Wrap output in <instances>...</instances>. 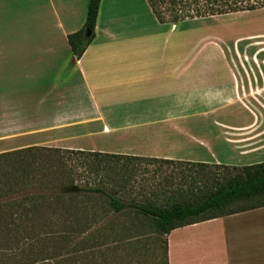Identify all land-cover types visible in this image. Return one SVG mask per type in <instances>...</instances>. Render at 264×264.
Listing matches in <instances>:
<instances>
[{
    "label": "crops",
    "instance_id": "crops-1",
    "mask_svg": "<svg viewBox=\"0 0 264 264\" xmlns=\"http://www.w3.org/2000/svg\"><path fill=\"white\" fill-rule=\"evenodd\" d=\"M102 1L75 58L67 37L84 28L89 0H0V155L38 147L262 163L264 102L247 104L240 92L263 97L264 77L255 88L235 74L224 87L221 37L160 23L146 0ZM255 43L254 54H264ZM230 55L240 72V54ZM166 240L168 264H264V206L174 229Z\"/></svg>",
    "mask_w": 264,
    "mask_h": 264
},
{
    "label": "rangeland",
    "instance_id": "rangeland-1",
    "mask_svg": "<svg viewBox=\"0 0 264 264\" xmlns=\"http://www.w3.org/2000/svg\"><path fill=\"white\" fill-rule=\"evenodd\" d=\"M108 1H102L104 8L108 7ZM155 1L157 9L163 10L159 1ZM167 15L164 14L163 16L167 17ZM184 23L186 26L195 29L196 33L200 32L201 35L206 34L207 37L218 36L222 38V55L226 60L221 65V82L224 87L231 85V78L235 74L238 76L240 86H243V81L247 83L248 79L255 88L262 85L264 63L261 64L259 61L263 59L264 54L260 51L254 54L255 48L253 46L256 45L254 42L264 44V8L207 18L186 19ZM182 26L184 25L177 28V32L183 28ZM237 51L241 56L237 62L240 72H236L233 64L230 63V54L232 52L237 54ZM216 54L219 53L208 50V55L215 56ZM252 57L257 60L255 64L252 62ZM240 93L242 94V101L247 104L252 101L255 103L264 102L262 95L249 94L245 97L243 90ZM40 153L43 152L16 153L13 157L0 161V264H24L31 259L39 261L50 256L56 257L50 259L49 264H56V262L57 264H158V259L163 250L161 241L166 237L155 232L152 221L137 219L131 212H125L117 218L101 219L98 217L95 223L91 224L87 232L82 235L97 236L98 231L107 224L113 227L108 233L117 234L120 237L141 232L147 233L148 241L136 246V254L128 259L119 258L113 252H107L105 248L92 250L84 261L82 259L69 260L65 255L55 254L53 248L55 241L51 240L46 232L49 230L47 227L49 221L50 223L55 222L57 215L51 214V211L45 208L34 218V227L38 228L36 229L38 231L31 232L28 230L24 232L23 224L18 218H10L11 211L8 204L10 201L19 198L20 194L10 191L9 185L11 183L8 174L11 173L13 167L25 168L31 162L32 157L37 158ZM64 156L69 157L67 164L74 171L71 186L77 188L97 186L99 180H102L108 190L116 191L115 196L127 203L152 202L155 205H161L171 195L177 199L176 197H179L177 194H182V197L186 196L185 199L192 200L195 195L199 197L208 191L213 181L218 180L221 184H225L237 178L240 172L239 169L232 167L208 166V168H200L188 163H164L162 160L132 159L116 157L115 155H106L97 159L92 156ZM261 161L263 163L264 159ZM46 162L48 165L54 166L53 169H55L56 162ZM37 164L39 167H44L47 172L53 171L43 161H37ZM98 164L106 169L102 176L97 175L94 170ZM29 188L34 189L32 195H40L39 191L32 185ZM263 201V197L240 200L219 212L207 214L205 217L253 207ZM11 221H14L15 225L10 224Z\"/></svg>",
    "mask_w": 264,
    "mask_h": 264
},
{
    "label": "trees",
    "instance_id": "trees-1",
    "mask_svg": "<svg viewBox=\"0 0 264 264\" xmlns=\"http://www.w3.org/2000/svg\"><path fill=\"white\" fill-rule=\"evenodd\" d=\"M146 1L153 15L160 23H176L186 19L207 18L264 8V0H158L163 7V10H158L155 0ZM98 8L99 0H89L84 28L67 37L70 50L75 58H80L83 55L92 39ZM164 14H168L167 17L163 16ZM86 30L91 31V35L87 39L84 35ZM37 151L43 153H40L37 158L32 157L31 162L25 168L18 169V167H13L11 173L8 174L9 182L11 183L9 185L10 191L20 194L19 198L10 201L8 204L11 211L10 218H18L20 223L23 224L24 232L28 230L33 232L34 230L38 231L36 230L38 228L34 227V218L42 209L45 208L51 211V214H56V221L51 223L49 221L47 225L49 230L46 235L55 241L53 247L55 254L65 255L69 260L82 259L84 261L92 250L101 248H105L107 252H113L119 258L125 257L128 259L136 254V246L148 241V234L143 232L135 235L129 234L125 237L109 234L108 231L113 229L110 224L101 228L97 236H82L87 232L90 225L95 223L98 217L101 219L108 217L117 218L125 212H131L137 219L152 221L155 232L158 235L167 237L170 231L183 226L264 206L263 201L253 207L205 217L207 214L219 212L228 205L240 200L253 197L264 198V162L233 168L240 171L237 178L225 184L215 180L211 183V188L208 191L199 197L194 194L195 196L192 200H187L185 199L186 196L182 197V194H177L179 196L176 197L177 199L171 195L161 205H155L152 202H124L115 196L116 191L108 190L102 180H99L97 186L78 188L77 193L67 192L73 182L74 171L67 164L69 157L64 155L92 156L97 159L106 155L112 156L110 154L33 147L2 154L0 155V161L13 157L16 153ZM37 161H43L45 165H48L46 161L56 162L55 169H53L54 166L48 165L47 167L53 169V171L47 172L44 167H39ZM162 161L164 163L173 162ZM194 165L200 168L219 166ZM94 170L97 175L102 176L106 169L101 164H98L94 167ZM31 185L39 191L40 195H32L34 189L29 188ZM10 224L15 225L14 221H11ZM161 245L163 250L158 259V264H168L166 238L161 241ZM48 249L50 248L48 247ZM101 254L103 253L101 252ZM53 257L56 256L43 258L39 261L31 259L24 264H49V260L53 259Z\"/></svg>",
    "mask_w": 264,
    "mask_h": 264
},
{
    "label": "water",
    "instance_id": "water-1",
    "mask_svg": "<svg viewBox=\"0 0 264 264\" xmlns=\"http://www.w3.org/2000/svg\"><path fill=\"white\" fill-rule=\"evenodd\" d=\"M84 35H85V38H86V39L89 38L90 35H91V31L86 30ZM67 192H68V193H77V192H78V188L75 187V186H71V187H69V188L67 189Z\"/></svg>",
    "mask_w": 264,
    "mask_h": 264
}]
</instances>
